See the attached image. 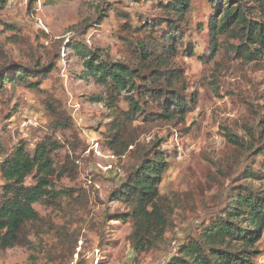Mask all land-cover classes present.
Returning <instances> with one entry per match:
<instances>
[{
  "label": "rangeland",
  "instance_id": "obj_1",
  "mask_svg": "<svg viewBox=\"0 0 264 264\" xmlns=\"http://www.w3.org/2000/svg\"><path fill=\"white\" fill-rule=\"evenodd\" d=\"M190 1L185 46L191 56L179 55L176 64L186 77L191 112L176 127L141 131L138 138L139 148L158 141L167 154L159 194L173 206L172 222L154 250L136 254L127 208L110 194L138 165L137 153L112 158L104 148L112 116L108 92L86 74L84 54L124 62L118 16L136 29L159 17L158 3L169 0H15L14 11L0 0V65L48 71L44 93L10 83L0 93V162L20 142L29 154L43 141L58 144L52 153L56 197L33 206L38 220L26 223L11 246H0V264H166L219 219L234 190L264 192V55L243 59L233 39L222 45L219 39L210 52L208 36L209 23L226 8L245 6L247 20L256 24L264 25V15L252 0ZM46 93L61 103L69 127L53 129L54 118L43 107ZM126 98L120 95L118 108L127 109ZM67 158L70 169L59 176ZM32 183V177L25 181ZM3 184L0 178V194ZM253 249L262 253L255 262L263 264L264 231Z\"/></svg>",
  "mask_w": 264,
  "mask_h": 264
},
{
  "label": "trees",
  "instance_id": "obj_2",
  "mask_svg": "<svg viewBox=\"0 0 264 264\" xmlns=\"http://www.w3.org/2000/svg\"><path fill=\"white\" fill-rule=\"evenodd\" d=\"M252 1L264 15V0ZM157 8L160 16L136 29L127 16L117 14L124 21L117 36L124 62L112 63L92 53L84 54L88 58L84 62L86 74L108 92L106 104L112 116L105 125L104 148L116 158L126 157L132 151L137 153L138 165L125 174L124 181L110 194L111 201L127 208L125 217L131 224L128 241L136 254L154 250L162 242L173 215V206L159 194V186L168 170L167 154L160 150L158 141L139 148L140 132L176 127L184 123L191 112L186 77L177 66L176 58L191 56L185 46V30L190 26L194 10L190 0L160 2ZM246 13L245 6L237 5L226 8L220 19L211 20L208 26L210 52L217 50L219 39H222L219 45L233 39L240 44L232 50L243 59L264 55V25L251 23ZM41 69L27 70L10 62L0 65V93L7 83L44 93L40 85L48 71ZM122 93L127 95L126 110L118 108ZM43 107L54 118V130L71 125L66 111L53 96L46 93ZM261 148L264 156V144ZM56 149L58 144L47 140L29 154L25 144L20 142L0 162V178L4 182L0 194L2 248L16 242L26 223L38 220L33 208L36 203L55 199L51 183L55 175L52 153ZM68 163L67 158L59 176L67 174ZM28 177L33 179L31 185L25 184ZM263 231L264 192L244 186L243 191L236 189L231 193L219 219L204 227L195 239L180 246L179 254L168 258L166 264H257L255 259L262 253L253 247Z\"/></svg>",
  "mask_w": 264,
  "mask_h": 264
},
{
  "label": "built area",
  "instance_id": "obj_3",
  "mask_svg": "<svg viewBox=\"0 0 264 264\" xmlns=\"http://www.w3.org/2000/svg\"><path fill=\"white\" fill-rule=\"evenodd\" d=\"M6 4H7V9L9 11H14L15 9V0H6ZM114 156H112L113 158Z\"/></svg>",
  "mask_w": 264,
  "mask_h": 264
}]
</instances>
